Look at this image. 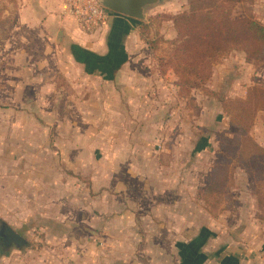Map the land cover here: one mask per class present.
I'll return each mask as SVG.
<instances>
[{"label":"rangeland","instance_id":"rangeland-1","mask_svg":"<svg viewBox=\"0 0 264 264\" xmlns=\"http://www.w3.org/2000/svg\"><path fill=\"white\" fill-rule=\"evenodd\" d=\"M58 1L60 0H0V62L11 58L18 67L20 80L28 73L35 78L33 84L20 85L16 91H11L17 94L16 101H10L3 96V105H14L20 110L30 109L34 115L32 117L24 112L17 117L20 129L15 146H18V149L11 150L7 148L10 147L7 144L3 145L2 159L10 161L12 155L18 156L19 159H25L27 155L38 159L47 156L51 162L49 167L52 171H57L59 167L56 158L70 156V152L58 151V143L72 136L58 129L68 126L82 127L86 130H82V137H79L90 141L94 147L98 145L94 150H83L82 154L90 161L98 159L93 168L98 170L99 186L103 183L107 167L109 171L114 170L116 180L124 179L129 182L135 178L140 181L147 165H151V171H155L156 165L152 162L146 164L145 161H160L163 164L161 170L168 172L171 169V177L173 174L182 176L180 182H174L178 188L171 198L172 205L177 208L181 222L186 218L194 221V237L201 236L202 233L203 237L210 239L207 245L209 253H213L216 250L214 247L219 245L212 241L217 237L220 238L219 243L224 241L231 247L242 246L243 264H264V158L256 161L246 160L250 166L257 165L254 171L260 173L259 180H251L249 173L239 167L233 156L220 151L217 142L219 140L215 135L217 132L229 135L234 132L222 111L221 99L244 98L242 96L246 90L253 87V83L264 86V78L261 80L264 73L259 75L258 81L254 73L255 67L245 66L243 63V51L233 48L229 54L216 61L210 70L207 83L212 91H203L204 97H209V101L204 103V108L203 103L199 105L198 102L192 103L185 97H179L177 101H172L176 109L174 115L125 118L117 115L121 111L119 107L124 103L119 104L116 99L115 115H109L104 102L95 99L88 103L82 101L83 98L90 97L91 90L86 80L78 81L80 77L75 79L72 69L67 70L70 61L63 52L60 53L62 47L57 40V30L60 28L55 29L48 23L49 17L61 14L62 4ZM188 1L167 0L166 3L154 7L147 22H142L139 33L145 47L158 53L153 57L155 61L164 62V59L170 57V43L175 41L177 36L173 16L187 8ZM43 3L49 5L43 6ZM231 16L234 19L253 16L263 23L264 0H244L234 7ZM65 46L68 48L67 41ZM70 53L79 60L72 48ZM149 61L148 59L147 64ZM62 64L67 65L66 72L61 70ZM164 70L166 71V68ZM261 70L264 71V66L260 65L256 67L255 72ZM66 74L74 81H68ZM166 77L170 79V73H167ZM147 89L149 92L156 91L154 86H148ZM0 92L9 95L10 87H4ZM195 93L202 95L197 90ZM180 94L188 95L184 90L180 91ZM154 104L147 102L145 105ZM75 106L80 109L91 108L92 116L86 117V112L75 113ZM91 113L87 112L89 115ZM260 116L256 118L257 125H253L251 132L254 139L264 145V114ZM3 124H10L9 117L3 118ZM27 125L35 127L34 133H29V137L32 136L35 142L33 145L26 141ZM4 136L10 139L9 132ZM112 136L116 144L132 141L135 146H140V142H157L167 149L158 145L147 150H142L141 147L131 150L122 147L106 150L105 145ZM7 139L4 138V142L10 143ZM175 142L179 148H170ZM44 144L46 147L40 148ZM85 152L92 156L86 157ZM112 152L116 157L114 167L106 162V157L111 156ZM170 158L177 159V162L166 166L165 163ZM219 158L221 171L217 178L220 179H216L219 182L213 178L210 183L218 184L216 189L220 194L218 198L210 199V202L206 199L205 202L199 199V192L202 193L206 176ZM124 159H136V163L123 166ZM24 168L25 164L22 169ZM61 168L64 167L61 165ZM76 171L77 174H67L60 186L52 181L48 196L47 193L44 197L42 193L37 194L35 191V194L32 192V196L28 197L23 191L26 189L23 184L19 195L15 193L17 197L14 198H11V192L16 181H12L10 168L3 172V180L0 181L3 192L2 197L0 196V219L16 229L27 240L28 245H14L7 251L0 249L2 264H79L82 251L93 247L89 243L96 240L93 231L97 229L93 228L95 224L92 219L95 216L86 210L75 208L76 196L80 199L78 205L82 204L83 208L90 205L91 164L83 168L82 176L80 171ZM55 177L57 181L58 175ZM18 179L16 186L20 177ZM135 189L134 187L132 191ZM103 195L104 193L99 192V197ZM217 206H223L225 210L218 217H210L205 211L206 207L216 209ZM178 232L180 237L186 230ZM94 255L102 257L99 252Z\"/></svg>","mask_w":264,"mask_h":264},{"label":"crops","instance_id":"crops-1","mask_svg":"<svg viewBox=\"0 0 264 264\" xmlns=\"http://www.w3.org/2000/svg\"><path fill=\"white\" fill-rule=\"evenodd\" d=\"M58 2L62 4L60 5L61 14L49 17L48 23L52 24L55 29L60 28V30H57V40L62 47L60 53L63 52L66 55V59L70 61L67 70L72 69L75 74L74 78L80 77L78 81L86 80V84H88V88L91 90L90 97L83 98V102H92L94 99L102 103L104 102L107 112H110L109 115L114 116V102L117 99L119 104L124 103L119 107L121 111H118L117 115L125 118H140L142 116L157 118L159 116L174 115L176 109L175 103L172 101H177L179 97H185L188 101H192V103L198 102L199 105L203 103V108L204 103L209 101V97H204V90L202 88L191 89L188 95L182 96L178 85V76L172 66L169 64L164 65L161 61L159 63L157 60H154L153 57H156L158 53L156 50L145 47L139 33L142 22H147L148 17L146 21H140L120 13L112 12L108 23L100 30L86 32L66 12L64 1L60 0ZM166 2L167 0H164L158 5L153 6L149 10V13L154 7ZM45 5H49V3H43V6ZM66 41L68 48L65 46ZM70 48L74 50V55H77L79 60H76L72 56ZM242 57L245 66L255 67L254 73L259 81V75L264 73V71L262 72L263 69L255 72L256 67L260 65L247 61L245 54ZM10 59L0 62V90L4 87H10L9 95H3L0 92V181L3 180V172L10 168L13 182L19 181L18 178L20 177L19 184L17 186L16 182L14 184L11 198L19 195L23 184L26 187L23 191L26 192L28 197L32 196V192L35 194V191L37 194L42 193L45 197V193L50 190L51 186L49 185L52 181L55 182L54 184L60 186L59 184L63 182L67 174H77L76 170H78L82 176V173H84L83 168L91 164V174L89 176V180L92 183L89 189L90 205L87 208H83L82 204L78 205L80 199L76 196L75 208L86 210L95 216L92 219L95 224L93 228L97 229V231H93V237L96 240L90 241L89 245L93 246L92 248L82 251L79 264H243L244 254L241 245H233L231 247V245L229 246L224 241L219 243L220 238L216 237L212 241H215L219 245L214 247L216 250L213 253H209L207 245L210 239L207 238V240L203 237L204 234L202 235V233L201 236L196 237L192 233L194 221L186 218L181 222L178 219L177 208L172 205L171 198L177 191V183L180 182L182 176L173 174L171 177L169 175L171 169L168 172L161 170L163 164L160 161H145L146 164L154 163L156 165L155 171H151L152 166L147 165L146 172L142 174L143 176L140 178V181H136L135 178H132L133 180L129 182H125L124 179L121 181L116 180L114 170L111 169L109 171V167H107L103 183L99 186L98 170H94L93 168L98 159H91L90 161V159L84 158L82 154L83 150H94L98 145L94 147L93 143L84 141L81 138L82 130H86L82 127L68 126L58 129L59 131L72 134V136L58 143V151L64 150L70 152V156L68 158H56V164L59 167L57 171H52L51 167H49L51 166V162L47 156L38 159V157H29L27 155L25 159H19L18 156L14 157L12 155L10 161L2 159L3 145L7 144V146H10L7 148L11 150L18 149V146H15L20 129L17 125V117L24 112L32 115V117L34 115L33 110H20L14 105L8 106L1 103L3 96L6 97L5 99H10V101H16L17 94H13L11 91H16L20 85L33 84L35 80L29 73L25 78L20 80V74L17 71L18 67ZM148 59L150 63L147 64ZM151 65L152 69L149 70ZM66 66V64L61 65V70H64L63 72L67 71ZM261 66H264V64ZM165 68L166 71L164 70ZM167 73H170V79L166 77ZM65 76H67L68 81H74L67 74ZM263 78L261 77V80ZM207 82L205 88L211 90ZM254 85L264 88L260 84L253 83L252 86ZM148 86L156 87V91L149 92ZM196 90L202 93L201 97L196 95ZM168 92H170L169 95ZM173 92L175 93L174 95L172 94ZM246 93L247 90L242 97H245ZM147 102L155 104L146 106ZM74 108L75 113L86 112V117H91L93 114L90 111L91 108L80 109L76 106ZM203 108L202 114H204ZM87 112L91 114L89 115ZM260 114H264V111L256 113L253 125L257 123L256 118L261 117ZM5 117H9L10 121V124L7 126L3 124V118L5 119ZM251 129L250 134L253 137ZM34 130V126L27 125L25 128L26 141L30 143L29 145L35 143L32 140V136L29 137V133L33 134ZM8 132L10 143L3 140L4 138L7 139L4 134L6 135ZM131 142L126 141L116 144L112 136L107 141L105 148L106 150H115L116 147H122L131 150L141 147L140 149L147 150L154 149L160 145L167 149L162 143L158 144L157 142H140V146H135ZM176 142L171 144L170 148H179ZM217 142L220 149L219 141ZM256 142L264 147L258 141ZM45 147L44 144L40 148L44 149ZM220 151L222 150L220 149ZM85 155L86 157L92 156L87 152H85ZM110 155L106 157V162L107 164L110 163L111 167H114L113 164L116 162V157L114 152ZM135 160L124 159L122 165L126 166L127 164L136 163ZM175 162H177V159L170 158L165 165H173ZM220 163L221 159L212 167L203 183L204 189H202V193L199 192L201 194L199 199L201 198L205 202L206 199H213L218 195L216 192L207 194L206 187L208 181H210L212 171L215 167L221 166ZM24 164L25 168L22 169ZM68 164L70 167H68ZM61 165L64 168H61ZM56 174L58 175L57 181V178H54ZM134 187L136 189L132 191ZM65 190L66 188H64ZM99 192L101 194L104 193V195L99 197ZM2 193V187L0 186L1 197ZM48 195L47 193L46 196ZM216 209L206 207L205 211L210 217L215 218L225 210V207L219 206ZM0 221L3 220L0 219ZM202 229L206 231L205 228ZM180 230H186V232L179 237L178 231ZM173 235L174 237H171ZM165 237L166 239H164ZM98 252L102 254V257L94 255V253ZM93 255L94 257H92ZM0 264H2V256H0Z\"/></svg>","mask_w":264,"mask_h":264},{"label":"trees","instance_id":"trees-1","mask_svg":"<svg viewBox=\"0 0 264 264\" xmlns=\"http://www.w3.org/2000/svg\"><path fill=\"white\" fill-rule=\"evenodd\" d=\"M242 1L189 0L188 7L173 16L176 40L170 43V57L161 63L172 66L178 76L180 91L188 93L194 88L209 91L205 84L210 78V70L233 48H240L247 61L255 65L264 64V23L253 16L242 19L231 16L234 7ZM221 103L234 132L232 135L216 133L220 149L233 156L239 167L249 173L251 180H259L260 173L254 171L257 165L250 166L246 160L264 158V147L250 134L256 113L264 111V88L253 86L244 98H222ZM220 171L221 166L215 167L210 181L215 178L219 182L216 179H220L217 178ZM210 181L206 187L207 194L216 192L219 195L218 184L213 185Z\"/></svg>","mask_w":264,"mask_h":264},{"label":"water","instance_id":"water-1","mask_svg":"<svg viewBox=\"0 0 264 264\" xmlns=\"http://www.w3.org/2000/svg\"><path fill=\"white\" fill-rule=\"evenodd\" d=\"M162 1L164 0H99L100 4L106 9L140 21H146L149 10ZM2 227L0 240L5 245H15L17 247L27 245V240L6 222H3Z\"/></svg>","mask_w":264,"mask_h":264},{"label":"built area","instance_id":"built-area-1","mask_svg":"<svg viewBox=\"0 0 264 264\" xmlns=\"http://www.w3.org/2000/svg\"><path fill=\"white\" fill-rule=\"evenodd\" d=\"M66 12L86 32L100 30L108 23L113 11L103 7L99 0H63Z\"/></svg>","mask_w":264,"mask_h":264},{"label":"flooded vegetation","instance_id":"flooded-vegetation-1","mask_svg":"<svg viewBox=\"0 0 264 264\" xmlns=\"http://www.w3.org/2000/svg\"><path fill=\"white\" fill-rule=\"evenodd\" d=\"M2 226H3V221H0V230L3 228ZM12 246H14V245L7 246V245L4 244L3 241L0 240V249H1L2 251H7V250H9Z\"/></svg>","mask_w":264,"mask_h":264}]
</instances>
